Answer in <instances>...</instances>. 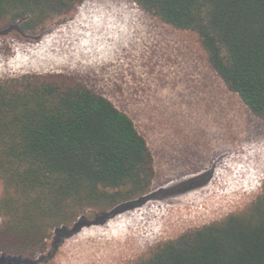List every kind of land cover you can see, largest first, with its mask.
I'll return each instance as SVG.
<instances>
[{
    "label": "trees",
    "instance_id": "obj_1",
    "mask_svg": "<svg viewBox=\"0 0 264 264\" xmlns=\"http://www.w3.org/2000/svg\"><path fill=\"white\" fill-rule=\"evenodd\" d=\"M83 1L0 0V30L38 35ZM134 1L196 32L228 88L264 120V0ZM155 178L147 138L104 94L64 73L0 79V254L31 261L88 224V212L108 217L148 195ZM127 264H264V184L244 209Z\"/></svg>",
    "mask_w": 264,
    "mask_h": 264
},
{
    "label": "rangeland",
    "instance_id": "obj_2",
    "mask_svg": "<svg viewBox=\"0 0 264 264\" xmlns=\"http://www.w3.org/2000/svg\"><path fill=\"white\" fill-rule=\"evenodd\" d=\"M47 73L75 76L128 112L154 154L156 178L142 203L108 217L90 211L59 246L50 239L31 261L2 253L14 260L0 264H127L261 193L264 120L228 88L196 32L134 0H85L38 35L0 30V79Z\"/></svg>",
    "mask_w": 264,
    "mask_h": 264
},
{
    "label": "water",
    "instance_id": "obj_3",
    "mask_svg": "<svg viewBox=\"0 0 264 264\" xmlns=\"http://www.w3.org/2000/svg\"><path fill=\"white\" fill-rule=\"evenodd\" d=\"M144 198H146V197H143L142 199H139L137 201H131V202L125 203L123 205H120L119 207H117L114 210H112L111 213L114 214L116 212H119V211H122V210H126L130 206L138 205V204L142 203L143 201H145Z\"/></svg>",
    "mask_w": 264,
    "mask_h": 264
}]
</instances>
